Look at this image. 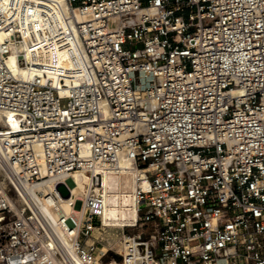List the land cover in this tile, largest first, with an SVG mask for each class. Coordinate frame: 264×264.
<instances>
[{"label": "built area", "instance_id": "1", "mask_svg": "<svg viewBox=\"0 0 264 264\" xmlns=\"http://www.w3.org/2000/svg\"><path fill=\"white\" fill-rule=\"evenodd\" d=\"M45 12L79 61L58 84L7 66ZM0 35V111L19 123L0 127V264L99 263L101 196L59 234L25 190L76 171L148 182L110 264H264V0H0Z\"/></svg>", "mask_w": 264, "mask_h": 264}, {"label": "bare ground", "instance_id": "2", "mask_svg": "<svg viewBox=\"0 0 264 264\" xmlns=\"http://www.w3.org/2000/svg\"><path fill=\"white\" fill-rule=\"evenodd\" d=\"M59 22V17L51 12H45L42 19H25L23 40L11 42L8 45L7 66L15 78L24 80L38 78L42 82L58 84L60 81L69 80L80 71L79 61L73 48L69 46L61 49L57 41H48L45 35V26L51 30L53 36L55 32H59ZM37 23L40 24L39 27ZM2 37L0 35V39ZM46 45H49L48 49L45 48ZM40 51L44 57L43 62L38 59ZM20 58L26 60L28 65L26 68L18 65ZM102 111L105 118L110 119L108 108L104 107ZM0 127L3 130L9 129L13 133L19 131L18 121L8 112L0 111ZM120 166L125 168L127 162L121 160ZM130 174L127 171L102 173L100 185L91 187L90 175L76 171L67 179L46 180L36 185L27 186L25 190L59 234L69 229L67 224L58 225V220L62 216L74 217L75 215L79 217L76 221L80 220L83 209L77 206L76 202L81 201L86 195H99L104 199L105 210L101 217L103 227L131 226L134 225L138 217L133 202L134 192L138 186L147 189L148 182L142 177V180L137 183ZM127 183L129 188L125 189ZM114 187H118V191L113 192ZM61 188L66 189L65 195L61 194ZM41 191L46 192L47 197H41L38 194ZM22 195L24 196L23 192Z\"/></svg>", "mask_w": 264, "mask_h": 264}, {"label": "rangeland", "instance_id": "3", "mask_svg": "<svg viewBox=\"0 0 264 264\" xmlns=\"http://www.w3.org/2000/svg\"><path fill=\"white\" fill-rule=\"evenodd\" d=\"M2 131L3 130L1 128ZM119 187L120 185L117 184ZM128 183H127V188L128 189ZM113 192L118 191V187H114ZM61 194L65 195L66 194V189L61 188L60 189ZM82 198V197H80ZM76 205L79 206L80 208L82 207V199L81 201H77ZM146 230V229H145ZM151 227L150 225L147 226V231H150ZM126 232L130 233H138L140 229H132V228H125ZM121 235V228L119 226L115 227H104L100 228L94 231L92 238L89 241V244L94 243L95 246H97V256L101 257L99 260L98 264H110L113 263L114 261H117L119 259V251L120 247L118 246L117 239ZM106 253L103 257L102 254Z\"/></svg>", "mask_w": 264, "mask_h": 264}]
</instances>
